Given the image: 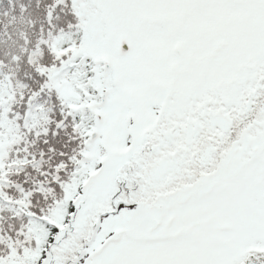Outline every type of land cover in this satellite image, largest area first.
Wrapping results in <instances>:
<instances>
[{
	"label": "snow or ice",
	"instance_id": "snow-or-ice-1",
	"mask_svg": "<svg viewBox=\"0 0 264 264\" xmlns=\"http://www.w3.org/2000/svg\"><path fill=\"white\" fill-rule=\"evenodd\" d=\"M0 264H264V0H0Z\"/></svg>",
	"mask_w": 264,
	"mask_h": 264
}]
</instances>
